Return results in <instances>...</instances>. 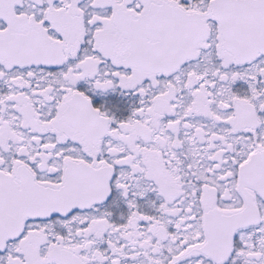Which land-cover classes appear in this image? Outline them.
I'll return each instance as SVG.
<instances>
[{
    "label": "snow or ice",
    "instance_id": "obj_1",
    "mask_svg": "<svg viewBox=\"0 0 264 264\" xmlns=\"http://www.w3.org/2000/svg\"><path fill=\"white\" fill-rule=\"evenodd\" d=\"M0 264H264V0H0Z\"/></svg>",
    "mask_w": 264,
    "mask_h": 264
}]
</instances>
